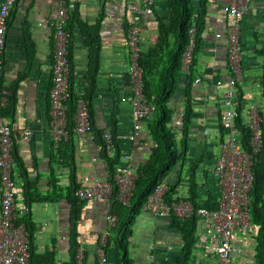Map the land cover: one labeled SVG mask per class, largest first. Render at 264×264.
<instances>
[{"label":"crops","instance_id":"crops-1","mask_svg":"<svg viewBox=\"0 0 264 264\" xmlns=\"http://www.w3.org/2000/svg\"><path fill=\"white\" fill-rule=\"evenodd\" d=\"M58 1L16 0L7 24L0 74V103L3 91L8 92L7 101L0 104V109L7 108L10 112L8 107H13L11 117L2 116L15 122L18 128L30 127L32 130L30 139H23L18 131L14 134L13 153L22 165L14 160L17 201L20 205L25 203L24 181L20 174L22 167L29 179L35 181L38 193L46 198L32 203L28 213L35 226L34 261L50 264L62 260L72 264V251L75 250L76 259L77 249L83 245L86 249L84 263L97 264L95 248L101 236L108 233L105 250L115 263L121 262L127 254L132 264H150V255L155 256L156 264H220L218 255L205 247L211 237L206 234V221L200 216H197V242L189 258L184 260L183 234L172 225L170 215L159 216L142 210L129 227L128 246L123 251L116 241L119 231L108 226L107 216L114 214L111 212L113 203L75 200L78 188L88 185L94 177L107 179L110 172L101 155L100 137L96 132L87 135L73 132L70 138L59 143L51 138L50 88ZM67 1L75 3L67 24L72 41L71 86L83 95L90 86L88 78L93 74L90 112L94 125L102 133L108 130L120 142V164L137 168L147 161L154 143L145 122L143 129L137 132L131 116L129 97L133 91L129 81L127 41L130 20L134 15L129 9L132 0ZM193 1L198 11L200 2ZM170 15L167 1L157 0L153 15L137 16L141 26L142 51H148L157 44L160 21H168ZM204 21L199 33L196 70L191 77L190 97L194 110L189 151L177 193L178 197L191 199V175L195 173L196 200L201 205L219 199V187L212 167L220 154V143L225 138L221 127L225 109L222 100L227 80L233 74L227 37L233 20L227 16L223 0H209ZM240 26L244 58L243 73L238 76L236 84L237 108L246 121L253 107L264 118V56L258 52L264 47V0H254ZM90 39L99 43L98 64L94 68ZM187 79L188 72L183 70L178 89L170 101L175 112L173 125L176 129L182 128ZM197 79L200 80L196 82ZM126 154L128 158L124 157ZM178 179L179 166L167 176L166 182L175 183ZM258 232L259 227L254 224L247 231L235 232L233 242L236 250L232 264H258Z\"/></svg>","mask_w":264,"mask_h":264},{"label":"built area","instance_id":"built-area-1","mask_svg":"<svg viewBox=\"0 0 264 264\" xmlns=\"http://www.w3.org/2000/svg\"><path fill=\"white\" fill-rule=\"evenodd\" d=\"M254 0H223L224 10L233 23L227 31L229 45V60L232 70L227 80V89L223 93L222 103L225 109L221 116V124L225 128V138L220 143V154L215 160L212 172L219 187L218 205L215 208L205 206L195 207L194 203L179 197L168 203L165 193L168 185L161 182L148 196L142 206L144 211L159 216L170 215L171 212L184 219L197 215L205 219L206 234L211 237L205 247L218 255L220 264H232L235 232H243L253 227L250 213V190L254 181L253 162L263 144V132L260 125L261 116L256 107H253L246 120L252 129L251 150H244L241 145L240 132L236 125L237 112V78L243 73L242 60L244 48L240 41V21L249 13ZM16 0H3L0 4V74L2 68V53L6 45L7 22L11 9ZM157 0H132L129 4L132 17L128 28V47L130 52V76L132 95L129 97L131 116L134 129L138 132L143 129L144 120L152 117L155 105L149 102L144 94L143 69L139 58L141 49V26L137 16L154 14ZM75 3L67 0L58 1V19L55 23V49L52 68V86L50 88V133L55 143L66 140L70 136L67 126V100L70 96V49L71 33L67 29L70 12ZM196 28L190 29V43L182 55V68L188 72L195 45ZM220 36V34H218ZM200 79H197L199 81ZM218 83H221L219 81ZM7 91H3L1 103L7 101ZM0 103V104H1ZM19 132L23 139H30V127L18 128L17 124L0 115V264H32L30 261L29 232L24 223H17L21 215H27L30 207L24 202L17 201V188L13 171L14 134ZM73 132L87 135L91 131L90 112L80 94L75 115ZM104 139L110 145L112 136L108 130L104 131ZM114 156V152L109 154ZM128 158L129 155H124ZM137 179L136 168L130 164L117 165L114 182L108 179L94 177L88 185L78 188L76 196L81 200L110 201L118 200L124 205L130 204L135 190ZM117 188V192L116 191ZM117 193V194H116ZM107 220L110 228L117 225L119 217L109 214ZM108 233L101 236L95 248L97 264H116L111 261L105 250ZM85 247L77 249L76 264H85ZM154 255H150V264H156ZM52 264H66L62 260H55Z\"/></svg>","mask_w":264,"mask_h":264},{"label":"trees","instance_id":"trees-1","mask_svg":"<svg viewBox=\"0 0 264 264\" xmlns=\"http://www.w3.org/2000/svg\"><path fill=\"white\" fill-rule=\"evenodd\" d=\"M170 6L171 15L169 20L161 19L160 21V35L157 44L148 51H141L139 63L143 69V84L144 94L149 102L154 103L155 110L152 117L144 120L149 130V134L153 140V147L149 154L147 161L136 168L137 179L135 181V190L130 204L124 205L118 200H114L112 203L111 212L118 215L119 220L115 229L118 232V240H116L123 251H126L128 246L127 236L130 234V225L133 222L136 215H138L143 209L142 206L147 201L148 196L155 190L157 185L161 182H165L168 185V190L165 193V198L168 203H171L174 199L179 198L177 196L178 186L181 181L182 168L185 159L189 151V135L190 127L192 124L193 116V104L190 97L191 92V77L196 70V57L198 52V40L199 33L202 31L204 24L205 14L207 11V4L209 0H199V9L196 11V6L193 0H166ZM13 10L11 9V15ZM9 19L8 22L9 23ZM196 28L194 35L195 45L192 53V60L188 70V81L186 84V107L182 115V128L176 129L173 125L174 120V108L171 106L170 101L173 94L178 89L179 78L183 72L182 68V55L186 51L187 46L190 43V29ZM68 29V27H67ZM69 30V29H68ZM89 44L92 49V65L93 68L97 66L99 43L94 39L89 40ZM258 52L264 56V47L259 49ZM95 70V69H94ZM93 74L88 78V86L83 94V98L86 100L89 112L91 109V101L93 98ZM129 81L131 84V76L129 75ZM263 93H264V72L262 79ZM9 98H13L10 96ZM80 94L75 91L73 85L70 87V96L67 100L69 106L67 112V126L70 129V135L73 133L72 129L75 126V115L77 110L78 99ZM9 112L7 108L0 109V115L12 116L13 107ZM238 115L236 116V125L241 136V145L244 150H251V138L252 129L247 125L246 121L242 118L240 109L237 108ZM261 116V115H260ZM91 119V131L96 132L99 136L101 144V155L106 160L109 168V176L107 179L115 184L114 175L117 165L121 160V144L117 141L116 137H112V143L109 145L103 137L101 130H98L93 122V118L90 112ZM263 132V144L260 148L255 161L253 162L254 181L250 190V213L251 219L254 225L259 227L258 232V244H257V262L258 264H264V118L261 116L260 122ZM223 131L224 126L221 124ZM112 136V134H111ZM70 138V136H69ZM114 152V156L111 157L110 152ZM13 158L19 162V157L13 153ZM179 166V179L175 183L166 182L167 176ZM20 171V169H19ZM195 171V170H194ZM20 174L22 175L23 186V198L25 204L31 207L34 202L42 201L46 199L41 196L37 191V185L35 181L29 179V175L22 167ZM191 199L195 207L202 206L197 202V181L195 173L191 175ZM178 184V186H177ZM117 192V188L116 191ZM117 194V193H116ZM75 200L79 199L75 194ZM218 205V200H212L206 202L203 206L208 208H215ZM78 212V211H77ZM172 225L178 228L184 238V246L182 251V258L187 260L191 255L193 248L197 242L196 230L198 227L197 215L181 219L173 212L170 213ZM17 223H24L29 232V249H30V261L32 264H37L34 261V223L28 215L19 216L16 220ZM75 244L74 246H76ZM73 252V263L76 264L75 250ZM50 263V262H49ZM52 263V262H51ZM50 263V264H51ZM48 264V262H47ZM70 264V263H69ZM116 264H132L130 263L127 254L124 255L121 262Z\"/></svg>","mask_w":264,"mask_h":264},{"label":"bare ground","instance_id":"bare-ground-1","mask_svg":"<svg viewBox=\"0 0 264 264\" xmlns=\"http://www.w3.org/2000/svg\"><path fill=\"white\" fill-rule=\"evenodd\" d=\"M177 186H178V184H177Z\"/></svg>","mask_w":264,"mask_h":264}]
</instances>
